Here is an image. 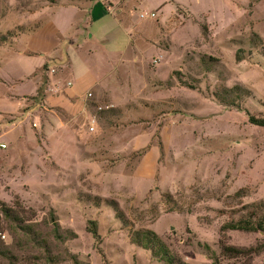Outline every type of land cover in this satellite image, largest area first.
<instances>
[{"label": "rangeland", "instance_id": "obj_1", "mask_svg": "<svg viewBox=\"0 0 264 264\" xmlns=\"http://www.w3.org/2000/svg\"><path fill=\"white\" fill-rule=\"evenodd\" d=\"M40 54L58 58L34 78ZM247 114L264 119V0H0V204L36 231L0 212V247L12 264H161L129 242L148 229L187 264H264L221 252L262 241L220 231L264 201V129Z\"/></svg>", "mask_w": 264, "mask_h": 264}, {"label": "trees", "instance_id": "obj_2", "mask_svg": "<svg viewBox=\"0 0 264 264\" xmlns=\"http://www.w3.org/2000/svg\"><path fill=\"white\" fill-rule=\"evenodd\" d=\"M235 61H239V53L236 51L235 53ZM46 65H43L44 69ZM40 92V88L37 90ZM37 92V93H38ZM227 92L234 93L236 92L237 96L240 98L242 96L247 95V90L240 88L239 86H233L230 89H227ZM216 97L221 100L222 97L216 95ZM223 100V99H222ZM232 104V103H230ZM247 121L249 124L261 127L264 129V119L262 117H254L252 115L247 114ZM242 192V189L237 190L234 193V197L239 196ZM162 198L166 201L170 200L167 194H163ZM97 200V199H96ZM112 209L114 216L118 219L122 224H125V218L122 212L117 207V204L108 200L105 202ZM0 212L4 219L8 221L10 226L12 227L13 233H18L23 237L35 238L36 231L33 228L34 223H25L22 218L18 217L14 214V212L5 207L3 204H0ZM231 218L223 223L220 227V231L226 230H236L241 232H257L261 234L262 241L249 249H238L232 246L221 245V252L226 256H238V255H248L250 253L259 254L264 251V201H256L251 203H246L241 205L238 209L231 212ZM50 224L52 225V233L56 240L62 239V235L59 232V226L55 220H50ZM87 231L91 234V236L95 239L98 238L96 232V226L93 221L87 222ZM70 236H74L73 233H69ZM129 242L137 247H140L143 250H147L151 257L155 258L157 261L161 262V264H187L183 262L181 259L171 254L165 244L159 239V237L151 230L142 229V230H134L129 233ZM205 250H208L207 247H204ZM0 258L6 261L8 264L11 263V259L13 258L10 253L4 249V247H0ZM210 264H218L216 258L214 256L210 257Z\"/></svg>", "mask_w": 264, "mask_h": 264}, {"label": "crops", "instance_id": "obj_3", "mask_svg": "<svg viewBox=\"0 0 264 264\" xmlns=\"http://www.w3.org/2000/svg\"><path fill=\"white\" fill-rule=\"evenodd\" d=\"M84 1V0H83ZM87 1V0H86ZM88 1H90V0H88ZM58 4V3H57ZM56 5V4H55ZM62 5L64 6V7H69V8H72V6H76L77 7V3L74 1H67V2H63L62 3ZM105 9V8H104ZM81 12V11H80ZM86 13V12H85ZM108 13V12H107ZM79 15H80V13H79ZM86 18H87V13H86V16H85ZM78 22H80V21H78ZM78 22H74L73 21V19L72 20H70L69 21V25L70 26H73L75 29H77V23ZM87 23H88V18H87ZM51 28L53 29V31L55 32H57L58 34H60V30L58 31V28L54 25V24H52L51 25ZM54 35H55V33H54ZM52 38V37H51ZM69 44V43H68ZM27 52V54L28 55H31V54H33V53H31L30 54V52L29 51H26ZM42 57H41V59H39V62L36 64L37 65V68L31 73V75H32V77H34V78H36V75L34 74V73H36L38 70V67H41L42 68V66L43 65H46L48 62H50L52 59H56V58H58L57 56H46L45 54L44 55H42V54H40ZM30 57V56H29ZM49 67V66H48ZM37 70V71H36ZM68 86H71V84L68 82ZM70 87H67V94H68V96L69 97H74L75 95H77V92H75V89L74 88H72V89H69ZM34 92H32V93H30L29 95H32ZM88 93V92H87ZM85 95H86V93H85ZM15 96H18V95H15ZM58 98V97H57ZM61 98V97H60ZM91 98H92V95H91ZM91 98H89V99H91ZM62 99V98H61ZM84 99H85V97H84ZM64 102V99L62 100V103ZM88 114H90V112L88 113Z\"/></svg>", "mask_w": 264, "mask_h": 264}, {"label": "built area", "instance_id": "obj_4", "mask_svg": "<svg viewBox=\"0 0 264 264\" xmlns=\"http://www.w3.org/2000/svg\"><path fill=\"white\" fill-rule=\"evenodd\" d=\"M154 16V14H152V13H150V14H147V13H140L139 14V17H153ZM85 98L86 99H89V98H91V93H86V95H85ZM108 108H111L110 107V105H107V106H101V105H98V106H96L95 108H94V114H92V115H90L89 117H88V122H87V130L89 131V132H92L93 130H94V125H95V113H98V112H101V111H103V110H106V109H108ZM0 147L1 148H3V145H0Z\"/></svg>", "mask_w": 264, "mask_h": 264}]
</instances>
